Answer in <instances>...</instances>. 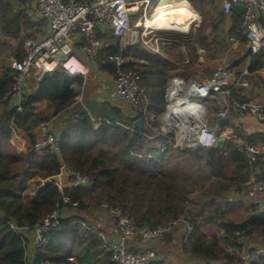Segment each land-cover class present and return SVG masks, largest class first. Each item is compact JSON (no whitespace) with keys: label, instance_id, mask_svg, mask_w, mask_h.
<instances>
[{"label":"trees","instance_id":"16d2710c","mask_svg":"<svg viewBox=\"0 0 264 264\" xmlns=\"http://www.w3.org/2000/svg\"><path fill=\"white\" fill-rule=\"evenodd\" d=\"M18 1L21 8L16 12L13 2L0 0L3 37L17 39L29 28L38 31L26 16L25 6L29 1ZM206 1L211 0H191V4L196 2L202 7ZM202 8L201 48L209 51L217 45V53H226L229 39L241 37L237 32L241 18L233 14V25L226 29V18L218 13L210 31ZM99 39L103 47L95 60L114 79L116 68L109 60L111 56L136 60V65L126 66L125 70L138 73L142 87L153 91L150 109L157 119L151 128L140 131L135 128L136 119L125 116L120 107L99 101L86 103L85 98L82 103L78 102L75 88H84L83 80L72 78L62 69L40 82H31L21 113L5 102L0 108V215L3 217L0 264H113L101 238L93 230H87V219L83 217H65L64 230L52 233L47 247H31L33 227L56 206H63L65 195L79 205L76 210L68 209L66 216L76 211L89 214L93 211L91 203L97 206L110 203L118 204L136 229L188 219L194 234L187 243H179L175 235L171 236L177 235V231L167 236L168 240L172 238L180 244L187 258L179 264H239L238 256L226 249L241 248L240 238L246 242L264 237L263 211L256 207L238 210L236 205L223 204L230 189H244L245 174L251 167L244 154L231 142L224 149L177 146L173 132L151 139L153 128L160 127L158 117L163 111L162 100L171 66L162 58L148 54L140 43L133 49L123 50L122 40L112 32L99 35ZM217 53L210 59H216ZM24 57L23 51L15 55L18 61ZM14 73L11 68L0 66V100L10 91ZM157 98H161L160 105ZM60 117L65 119L63 128L56 132L61 161L56 155L38 157L31 148L27 154L18 153L11 145L12 126L30 137L31 147L35 129L43 122ZM229 163H238L234 175L230 173ZM63 167L87 176L91 187H72L60 192L55 178ZM48 179L53 181L41 182ZM150 264L176 263L160 259ZM258 264H264V260Z\"/></svg>","mask_w":264,"mask_h":264},{"label":"built area","instance_id":"2783aa9c","mask_svg":"<svg viewBox=\"0 0 264 264\" xmlns=\"http://www.w3.org/2000/svg\"><path fill=\"white\" fill-rule=\"evenodd\" d=\"M190 2L189 0H185ZM221 11L226 18H230L235 6H243L238 34L249 45V57L264 55V0H219ZM152 0H34L26 4V14L36 25L46 23L43 28L45 34L41 38L29 37L24 41L23 60L12 61L15 72L13 85L7 96L0 100V108L5 102L16 108L19 113L26 95L29 93L32 81L40 82L48 74L59 69L64 70L72 78L84 80L90 73L89 62L80 58L81 55L92 60L102 49L103 43L99 35L112 32L113 36L123 39L134 29L143 28L149 37L154 30L143 27L148 19H152ZM150 16V17H149ZM137 19L135 23L133 21ZM148 32V34H147ZM147 39V38H145ZM235 43V37L229 39ZM150 41L147 43L149 44ZM109 60L116 68L114 89L119 100L131 110V116L142 119L150 127L157 119L150 109V99L142 87L141 76L133 71H126L127 62L121 56H111ZM234 73L220 67L217 73L201 82H193L189 87L192 97H199L207 101L213 95L221 96L222 107H219L213 117L220 120L229 117L231 106L236 111L246 112L264 123V105L241 103L234 99L231 91L225 86L232 84ZM170 94V93H169ZM171 98V97H170ZM80 100V98H79ZM203 112L201 116L196 112V118L187 126L183 138V145L187 148H213L219 139H228L227 131L212 129L203 108L193 109ZM199 116V118H198ZM207 118V119H206ZM41 135L31 146V151L38 157L55 155L58 149L55 126L43 122L40 125ZM171 129L170 127H167ZM155 136L163 135V127L154 128ZM175 133V132H174ZM167 135V133H166ZM12 142L23 139L15 126L11 127ZM182 145V146H183ZM249 166L264 165V145H246L243 150ZM66 175L73 180L72 187L90 188L91 181L79 172L70 171L63 167L61 174L55 178V186L60 192L65 190V182L61 176ZM51 181L48 182H52ZM46 183V182H43ZM246 195L251 198L253 205H261L264 196V178L248 183ZM63 206L58 205L43 221L34 227L32 247L40 249L50 242L51 234L64 230L62 220L68 217V209L76 210L79 205L69 196L63 197ZM90 208L98 213H105L117 224L118 235L108 238L101 232H95L103 242V248L110 254L113 264H150L158 262L160 257L151 244H156L172 232L177 231L179 243H187L194 234V227L188 219L151 228L149 226L136 229L130 216L118 205L102 203L99 206L91 203ZM0 220H3L0 215ZM137 236L139 239H137ZM137 241L140 246H133ZM241 248H227L226 251L238 256L241 264H258L264 260V249H247L243 238H240ZM195 263V264H199Z\"/></svg>","mask_w":264,"mask_h":264},{"label":"crops","instance_id":"0c3cea01","mask_svg":"<svg viewBox=\"0 0 264 264\" xmlns=\"http://www.w3.org/2000/svg\"><path fill=\"white\" fill-rule=\"evenodd\" d=\"M27 1H34V0H27ZM215 1L218 3L220 7V1L219 0H215ZM180 4L181 5L185 4L186 7L192 10L193 20L195 21L194 26H195L198 22V19L196 15L197 13L193 10L192 5L186 2L185 0H182ZM177 6H179V4ZM220 11H221V7H220ZM241 16L239 15V18H241ZM34 25L36 24L34 23ZM224 25L226 29L227 28L230 29L232 27L233 25L232 16L230 18H226V22ZM139 29L143 30L141 34L138 32ZM139 29H134L132 33L128 34L130 40L129 44H125L124 38L122 39V48L123 50L133 49L138 43H140L146 48L148 54L162 58L171 66V74L167 79L166 90L164 93V98L162 100L163 111L159 115L158 121L160 127L165 128V130H162L163 131L162 136H166V133L167 134L172 132L174 133V131L169 130L167 126L169 127L171 126L172 127L171 129L174 128L180 134H182V130L188 125H190L191 118L196 115V112H198L201 116H203V112L201 111H196V112L193 110L189 111V108L184 107L186 105L185 101L189 96V94H186L189 91V87L191 86L189 84H192L193 82H201L203 80L210 79L216 72L219 61L215 67L214 63H212L211 61L205 62L204 54L206 53V51H204L203 49H199L198 56H192L191 54H189L190 53L189 46L188 49H185L183 45H181V47H177L176 45H174V42L177 41L169 39L170 35L176 34L179 36L186 37L188 39V43H190L192 37L191 31L187 34H182L177 32L157 31L156 29H150V30H154L153 31L154 33H152L151 36L146 37L145 36L146 31L142 27ZM39 31H41L40 35H35L32 37L41 38V36L45 34L44 30L41 27H39ZM149 41L150 43L147 44ZM177 49H181V52L183 53L180 54L174 53L177 52ZM95 57L92 60H90L89 66L93 70L92 73L97 74L96 75L97 81H93L91 76L85 80L83 78H79L83 80L84 88L82 89L75 88L79 96L77 98L78 102L82 103L83 99L85 98L86 103L87 102L91 103L92 101L109 103L113 106L120 107L125 116H129L133 118L131 116L130 108L127 107L121 100H119L115 93L113 76L109 74L106 67L98 64V62L95 60ZM177 57H183V61L177 62L179 61ZM189 57L191 60H189ZM227 57H226L227 58L226 69H230L234 73V78L231 86L232 95L234 99L241 103H253L257 105H264V55H257L252 58L249 57L248 42L242 37L240 38L236 37L235 43L233 42L230 43V48L227 52ZM124 59L128 61L126 66L129 65L133 66L136 65L137 63L136 60L131 57H126ZM172 84H175V88H174L175 99H173V101L168 95V93H170L172 97L173 94V90H171ZM93 88L96 89V93H92ZM143 88L145 90L147 89L145 87ZM146 93L149 96L150 106H151L152 98L154 99L153 91L149 88L146 90ZM170 101H172L171 102L172 104L169 105ZM156 102L157 104L160 105L161 98H157ZM204 102L205 103L201 104V106L208 118L209 125H210V119L213 120V126L210 127L212 129H218L220 132L227 131L230 134L228 139H224L226 144L227 142L228 143L231 142L232 145L242 153L246 145H254V146L264 145V123L258 121L255 117L249 115L248 113L239 110L236 111L230 106L229 107V109L231 110V114L229 116L230 125L222 128L218 124L219 120L213 117V114L216 113L218 108L223 106L221 103V96L213 95L211 98H209L207 101ZM151 113L155 117H157L155 113L153 112ZM162 116L165 117V119L168 120V122L161 120L160 117ZM166 122L168 125H166ZM62 128L63 127L61 126V129ZM20 135L21 138L23 139L21 142H12V140H10V143L15 148L16 152L27 154L31 148L29 147V143H30L29 141L31 139L27 134L20 133ZM40 135H41V129L40 126H38L35 129V131L32 133V137L36 141V139L39 138ZM176 141H177L176 142L177 146H180L178 145L177 135H176ZM213 148L216 149V145ZM237 166L238 163H229V168L231 171L230 173L232 175L235 174L234 168H236ZM249 169H250L249 173L245 174V178H247V181L245 182L244 189L242 191L230 189L225 196V200H223V204L236 205L238 206L237 208L238 210H244L246 208L248 209V208L256 207L253 205L251 198H249L246 195V187L248 183H251L252 181L257 179L264 178V165L257 164L255 166H251ZM61 179L62 181L65 182V189L72 188V186L70 185V180L65 174L61 176ZM261 200H262L261 205L256 208L264 212V196L261 197ZM89 214L93 216V219H91L92 220L91 224L93 228L98 230V232L107 235L108 238H114L115 236L118 235L117 224L112 219H110L105 213H98L97 211L93 212L90 210ZM30 238L32 239L31 235ZM245 243H246L245 246L249 247L250 249H259V248L264 249V237L246 240ZM132 244L133 246H138V245L140 246V243H138L136 240Z\"/></svg>","mask_w":264,"mask_h":264},{"label":"rangeland","instance_id":"374dc122","mask_svg":"<svg viewBox=\"0 0 264 264\" xmlns=\"http://www.w3.org/2000/svg\"><path fill=\"white\" fill-rule=\"evenodd\" d=\"M1 1H3L4 3L13 2L14 10L16 12L18 11L19 5H20L18 0H1ZM181 1L182 0H180V1L179 0H152L153 7L151 8V12L153 11L155 5L157 6V8L162 6V5L163 6L164 5H172L174 7V6H177ZM189 1H190L189 4H191V0H189ZM206 2L207 3L205 5L202 4L203 8L196 2L191 4L193 10L197 13V14L196 13L195 14L197 15L198 22L191 30L192 37H191L190 43H188V39L186 37H183V36L172 34L169 37V39L177 41V42H174V45H176L177 47H181V45H183L185 47V49H188V46H189V51H190L189 54H191L192 56H198L199 49H203V48H201L200 43H199V38L201 36V26H202V22H203L202 16H201L202 12L200 9L201 8L204 9L205 14H207L206 26H210V27L214 24V22H215L214 19H217L218 13H221L220 7H219L217 2H214L212 0L206 1ZM152 16H153V13H152ZM135 22H136V19L133 21V23H135ZM45 25H46L45 22L40 24V25H35V28L38 30L37 32L33 29H30V28L27 30H24V32H22L20 34L19 38H17V39L3 37L1 35V32H0V66L9 67L13 71L12 61L17 60L15 58V55L18 54L19 51L24 52V41L30 35H33V36L40 35L41 31H39V27H41L43 29L45 27ZM221 27L223 28V26H221ZM212 29H213V27H211L210 31H212ZM138 32L141 34V32H143V30L139 29ZM212 37H213V34L209 35L210 41H211ZM184 44H187V45H184ZM229 48H230V44H228V50H229ZM218 49H219V47L216 45V47L212 48L211 50H209V51L206 50L208 54H206V53L204 54L205 62L211 61L212 63H214L215 67L219 61V64L217 65L218 67H217L215 73H217V71L220 67L226 68V62H227V58H228L227 57L228 51H226V53L225 52L224 53H221V52L217 53ZM174 53L180 54L183 52H181V49H177V52H174ZM215 53H217V58L214 60H211L210 57ZM80 58H82L83 60H85L87 62H90V59L84 55H81ZM177 59L179 60L177 62L183 61V57H177ZM189 60H191L190 57H189ZM178 67H180V66H178ZM227 70L230 71L231 73H233L230 69H227ZM92 71L93 70L90 67V73H89L88 78L91 76L93 81H97V76H96L97 74L92 73ZM113 79H114V76H113ZM231 86H232V84L229 83L227 86H225V90L231 91V94H232V87ZM92 90H93L92 93H96L95 88H93ZM186 94H189V96L185 101L186 105L184 107L189 108V111H192L196 106L205 103L204 100H202L199 97L190 96L191 94L189 93V91ZM169 97H171L170 94H169ZM171 102L172 101H170L169 105L172 104ZM187 116H189V115H187ZM226 118L229 119V117H226ZM222 119H225V118H222ZM64 121H65V119L62 118V120H61V117H60L57 119H55V118L51 119V121L49 123L54 125V126L57 125L61 128V126H63V124H64ZM191 122H192V118H191L190 124H191ZM210 126H213V120L212 119H210ZM11 140H12V137H11ZM246 163H247V161H246ZM48 181H51V179H48L46 181H41V182L43 183V182H48ZM71 216H73V217L77 216L79 218L83 217V218L87 219V222H85V225L88 228L87 230H93L94 232H98V230L93 228V226H89L91 221H92L91 219H93V216L91 214L86 213V215H85L81 212L76 211V212L71 213V215L69 217H71ZM109 218L112 219L111 217H109ZM88 219H90L91 221H88ZM174 235L176 236L175 233H173L171 236L174 238ZM176 238H177V236H176ZM137 239H139L138 236H137ZM170 239H171V241H170ZM170 239L168 240V237L166 236L164 241H158L156 244H151L150 246L157 251L160 259H164V261H166L167 263H169V262L176 263V264L182 263L187 258L184 255V253L182 252V250L180 249L181 248L180 244L177 243L176 240H174L172 238H170ZM168 241H170V242L168 243ZM247 249H249V247ZM199 264H202V263H199ZM239 264H241V263H239Z\"/></svg>","mask_w":264,"mask_h":264},{"label":"bare ground","instance_id":"6f19581e","mask_svg":"<svg viewBox=\"0 0 264 264\" xmlns=\"http://www.w3.org/2000/svg\"><path fill=\"white\" fill-rule=\"evenodd\" d=\"M25 9H26V6H25ZM26 16H27V14H26ZM194 24H195V21L193 20L192 10H190L188 7H186L185 4L181 5L179 3V6H174L173 7L172 5H164V6L162 5V6L158 7V8H155L154 11H153L152 19H148L145 23H143V27H146L148 29H156L157 31H169V32H177V33L187 34V33H189L191 31V29L194 26ZM174 88H175V84H172V86H171V90H173V94H172V97H171L172 101H173V99H175ZM171 90H170V92H171ZM29 93H30V89H29ZM170 96H171V94H170ZM174 110H176V109H174ZM192 118L193 119L196 118V115L193 116ZM198 118H199V116H198ZM166 121L168 122V120H166ZM167 122H166V125H168ZM47 123H49V122H47ZM152 125L150 127H148V126H146L144 124V127H145V129H146V127L151 128ZM167 127H169V126H167ZM58 128H60V127L56 125L55 126V131L56 132H57ZM154 128H156V127H154ZM68 170H70V169H68ZM68 178L70 180V184H72L73 180L70 177H68ZM63 220H62V225H63ZM34 227L32 229V234H31L32 238L34 237ZM12 228L15 229L14 226ZM25 230H27V231L29 230V232H30L31 229H25ZM54 233H58V232H54ZM50 242H51V239H50ZM43 248H45V247H43Z\"/></svg>","mask_w":264,"mask_h":264},{"label":"water","instance_id":"95a60500","mask_svg":"<svg viewBox=\"0 0 264 264\" xmlns=\"http://www.w3.org/2000/svg\"><path fill=\"white\" fill-rule=\"evenodd\" d=\"M233 12L236 14V15H242L243 14V12H244V7L243 6H235L234 7V9H233ZM124 43L125 44H129L130 43V40H129V35H126L125 37H124ZM168 95H169V93H168ZM202 106L201 105H198V106H196L194 109H200ZM160 119L161 120H163V121H166V119H165V117H160ZM219 123V126L220 127H225V126H228V125H230V120L228 119V118H225V119H220L219 121H218ZM165 123V122H164ZM134 125H135V128H137V129H139L140 131H144V129H145V127H144V121L142 120V119H140V120H137L135 123H134ZM172 128V127H171ZM169 130H172V131H174L175 132V134L178 136V145H180V146H182L183 145V138H184V136H185V134H186V130H187V127H185L183 130H182V134H180L176 129H169ZM168 130V131H169ZM225 144H226V142H225V140L224 139H221V140H219L218 142H217V144H216V149H223L224 147H225ZM55 155H56V157L61 161V156H60V151H59V149H57L56 151H55ZM256 216V215H255Z\"/></svg>","mask_w":264,"mask_h":264}]
</instances>
